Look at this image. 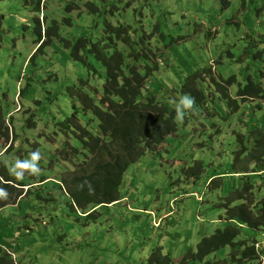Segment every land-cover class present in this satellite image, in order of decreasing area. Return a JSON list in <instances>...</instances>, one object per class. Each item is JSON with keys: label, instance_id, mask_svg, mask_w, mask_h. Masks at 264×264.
<instances>
[{"label": "rangeland", "instance_id": "1", "mask_svg": "<svg viewBox=\"0 0 264 264\" xmlns=\"http://www.w3.org/2000/svg\"><path fill=\"white\" fill-rule=\"evenodd\" d=\"M35 2L0 0V117L17 133L11 152L0 146V161L27 185L0 212V264H148L157 249L179 264L226 227V205L241 206L233 199L246 185L254 186L255 205L264 199V175H255L264 158L250 160L264 137V0H42L41 12ZM38 18L44 26L58 19L73 44L82 36L109 41L108 24L130 27L134 45L120 50L132 54L131 68L150 73L147 88L176 112L177 131L123 174L119 201L79 208L64 190L63 180L87 167L72 154L80 139L61 132L76 112L85 118L74 89L82 81L102 89L106 68L92 55L99 73L74 61L63 40L37 53ZM194 83L201 102L189 90ZM250 83L263 92L242 100ZM42 177L49 179L37 184ZM239 240L258 243L264 264V230L245 224Z\"/></svg>", "mask_w": 264, "mask_h": 264}, {"label": "trees", "instance_id": "2", "mask_svg": "<svg viewBox=\"0 0 264 264\" xmlns=\"http://www.w3.org/2000/svg\"><path fill=\"white\" fill-rule=\"evenodd\" d=\"M35 1H37L35 11L41 12L42 0ZM35 23V30L39 36L37 53L44 52L54 40H63L66 46L72 49L71 57L74 61L82 63L94 73H99L89 62V56L92 55L106 68H104L106 74L102 89L94 88L85 81L74 89L73 95H77L75 102L81 103L85 118L78 117L79 112H76L69 122L62 125L64 128L61 132L68 134L69 139H71L69 132L80 139V147L72 145L70 141L67 145H72L74 156L83 159L80 160L79 166L85 164L87 167L81 171V175H76L75 181L68 182L64 179L66 184L65 187L63 186L64 190L72 201L77 202L79 208L88 204L98 206L119 201V187L123 174L148 149H157L168 135L177 131L174 117L176 112L166 103L160 102L156 93L147 88V78L150 73L143 75L136 68H131L127 59L131 58L132 54L120 50L122 48L118 46L120 44L129 48L134 45L131 41L130 27L123 25L115 27L108 24L104 31L109 41L92 42L82 36L73 44L62 37L61 22L58 19L52 20L47 26H44L39 18ZM196 85L194 83L189 90L194 100L201 102L203 95ZM253 91L263 92L250 83L244 90H240L238 96L246 100ZM12 124L16 131L14 122ZM4 125H7V122L0 117V141L5 140L9 143L11 134L8 129L12 126L5 129ZM13 134L15 137L14 131ZM263 138L261 143L258 142L261 150L255 148L257 155L252 156L251 161L260 162L264 158ZM2 165L4 164L0 163V212L10 205H15L23 196L21 191L24 189L21 187L27 186L24 184L25 179L14 177L9 167ZM255 175L263 176L264 170H258ZM48 179L42 177L40 180L37 179L39 182L36 183H44ZM9 182H14V185H9ZM252 189H254L253 185H246L242 195L233 199L242 201L241 206L231 209V201H229V205L226 206L232 215L227 212L229 223L226 227L217 230L211 237L202 239L197 252L185 255L179 264H261L263 254L257 248L258 243L239 240L245 224L253 231L264 230V199L255 205ZM247 193L252 198L249 203H247ZM226 248L230 249V253L225 260L205 262L209 257ZM7 254L13 259L12 253ZM9 256L6 258L7 262L12 261ZM148 259V264H175L171 257L163 255L158 249L154 250ZM13 263L16 264L15 261Z\"/></svg>", "mask_w": 264, "mask_h": 264}, {"label": "clouds", "instance_id": "3", "mask_svg": "<svg viewBox=\"0 0 264 264\" xmlns=\"http://www.w3.org/2000/svg\"><path fill=\"white\" fill-rule=\"evenodd\" d=\"M182 102L185 104V107L186 108H188V109H192L193 108V104H194V100L192 99V98H189V97H184V98H182ZM183 116H184V113L181 111V110H179L178 109V112H177V119L178 120H183ZM7 122V124H8V126H12L11 127V129H9L10 130V134H11V139H10V142L9 143H7L5 140H2V141H0V142H2V144L0 143V146L1 145H3V143H4V145H5V147H6V152H5V155H7L9 152H11V148H12V146L14 145V143H15V138L17 137V133H15V137H14V134H13V131H15V129H14V127H13V124H10V122H8V121H6ZM4 155V156H5ZM2 159V158H1ZM0 163H2V161H0ZM4 165H2V166H7V164H5V163H3ZM8 167V166H7ZM9 185H14V182H9L8 183ZM16 186H18V185H16ZM18 187H20V186H18ZM21 188H23V186L21 187ZM23 197V196H22ZM22 197L20 198V200L22 199ZM19 200V201H20ZM19 201H17V203L19 202ZM16 203V204H17Z\"/></svg>", "mask_w": 264, "mask_h": 264}, {"label": "crops", "instance_id": "4", "mask_svg": "<svg viewBox=\"0 0 264 264\" xmlns=\"http://www.w3.org/2000/svg\"><path fill=\"white\" fill-rule=\"evenodd\" d=\"M236 175H238V174H236Z\"/></svg>", "mask_w": 264, "mask_h": 264}, {"label": "bare ground", "instance_id": "5", "mask_svg": "<svg viewBox=\"0 0 264 264\" xmlns=\"http://www.w3.org/2000/svg\"><path fill=\"white\" fill-rule=\"evenodd\" d=\"M35 55V54H34Z\"/></svg>", "mask_w": 264, "mask_h": 264}]
</instances>
